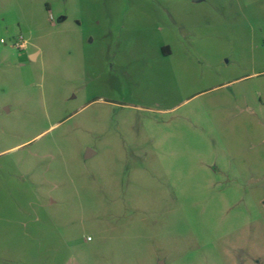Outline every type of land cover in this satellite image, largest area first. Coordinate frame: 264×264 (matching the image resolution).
<instances>
[{"label":"rangeland","instance_id":"1","mask_svg":"<svg viewBox=\"0 0 264 264\" xmlns=\"http://www.w3.org/2000/svg\"><path fill=\"white\" fill-rule=\"evenodd\" d=\"M259 89L264 0H0V264H252Z\"/></svg>","mask_w":264,"mask_h":264},{"label":"crops","instance_id":"2","mask_svg":"<svg viewBox=\"0 0 264 264\" xmlns=\"http://www.w3.org/2000/svg\"><path fill=\"white\" fill-rule=\"evenodd\" d=\"M261 92L262 89L260 90V98L257 100L256 104L259 110L264 109V99ZM241 102L243 107H246L247 105L248 110L252 114L254 113L255 104L248 98V94L245 93L241 97ZM236 104H238V102H236ZM242 115H244V113L241 114V116ZM247 140L246 147L231 152L233 157L232 162L234 169L238 172L240 171V173H238L240 174L239 177H241L244 180V183L248 185L252 201L260 204L264 203V132H251L248 135ZM242 154L243 156H239ZM258 227L260 229L262 228L264 233V223H261L260 225L258 224ZM3 232L7 233L8 229ZM250 241L253 257L252 264H264V241L259 239H251Z\"/></svg>","mask_w":264,"mask_h":264},{"label":"built area","instance_id":"3","mask_svg":"<svg viewBox=\"0 0 264 264\" xmlns=\"http://www.w3.org/2000/svg\"><path fill=\"white\" fill-rule=\"evenodd\" d=\"M17 47L19 49H25L26 48V41L25 39L21 36L17 42Z\"/></svg>","mask_w":264,"mask_h":264},{"label":"water","instance_id":"4","mask_svg":"<svg viewBox=\"0 0 264 264\" xmlns=\"http://www.w3.org/2000/svg\"><path fill=\"white\" fill-rule=\"evenodd\" d=\"M195 2H198V1H200V0H194Z\"/></svg>","mask_w":264,"mask_h":264}]
</instances>
